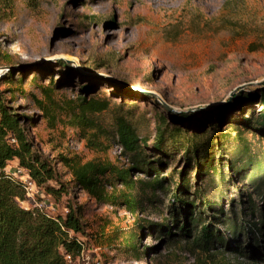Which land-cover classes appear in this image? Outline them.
Instances as JSON below:
<instances>
[{
  "label": "rangeland",
  "instance_id": "rangeland-1",
  "mask_svg": "<svg viewBox=\"0 0 264 264\" xmlns=\"http://www.w3.org/2000/svg\"><path fill=\"white\" fill-rule=\"evenodd\" d=\"M61 62H67L68 71ZM37 64L47 68H38ZM0 65L22 69L13 74V80L21 77L23 82L0 83V91L14 111L31 116L25 122L30 139L53 161L61 179L69 183L67 198L83 211L87 234L83 239L88 244L85 252L104 264H264V235L257 243L258 236L251 233L244 235L242 231L231 236L224 230L226 247L217 245L206 251L194 245L191 237L176 241L165 240L164 235L159 238L155 223L167 217L172 198L169 192L156 193L159 200L154 204L160 205V215L148 205L145 212L131 214L97 202L79 189L60 161V157H68L80 163L134 165L121 155L111 132L106 136L90 127L71 124L69 113L78 111L73 107L74 111L68 112L66 104H75L80 97L109 101L107 109L89 115L109 131L115 107L119 106L140 138L146 140L151 160L162 156L153 145L159 115L166 119L169 130L177 127L187 135H216L236 125L252 154L263 153L264 137L252 122L262 111L260 103L257 98L248 104L232 98L264 86V0H0ZM50 81L54 83L52 97L57 106L47 112L31 95L38 92L37 85ZM184 112L188 116L178 118ZM225 143L236 149L241 146L238 141L235 146ZM164 144V148L170 146L166 141ZM167 150L173 152V158L163 157L162 171L167 173L173 166L185 168L182 150ZM7 165L14 163L9 161ZM131 176L148 180L153 174L136 169ZM121 189L106 187L115 193ZM219 190L210 188L207 192L218 199ZM248 191L258 208L251 219L258 223L259 210L264 209L262 199L250 185ZM226 196L220 205L224 213H204L206 220L215 221L220 230L224 227L212 217L231 215L230 208H236L240 215L239 199H246L238 195L234 184ZM26 198L20 204L33 207ZM229 198L234 201L229 202ZM30 200L53 215L65 213V197L56 202L37 187ZM185 216L181 212L182 222ZM146 221L152 222L150 229ZM138 222L145 223L138 237L139 248L147 247L139 258L129 250L117 249L116 242L98 243L100 235L109 239L120 229L118 234L124 236ZM96 246L100 249L94 251ZM69 263L84 264L77 258Z\"/></svg>",
  "mask_w": 264,
  "mask_h": 264
},
{
  "label": "trees",
  "instance_id": "trees-1",
  "mask_svg": "<svg viewBox=\"0 0 264 264\" xmlns=\"http://www.w3.org/2000/svg\"><path fill=\"white\" fill-rule=\"evenodd\" d=\"M61 63L66 64L64 69L68 71L70 66L67 62ZM4 66L7 69L0 75V83L23 82L21 77L13 80V74L21 72L22 69H15L13 65ZM35 66L47 68V65L43 64ZM34 81L32 78L31 83L34 84ZM53 85V81L48 85H35L38 92L31 95L36 104L47 112L57 106L52 97ZM16 90L24 92L20 88ZM14 92L15 90L12 91ZM254 98H257L262 111L252 122L264 137V86L255 87L245 94H237L232 99L248 104ZM66 105L68 112H73V107L78 111L69 113L73 126L82 129L87 126L106 136L111 132L121 148V155L134 162L133 166L117 167L96 161L80 163L68 157H60V161L68 168L74 184L92 195L97 202L118 206L131 214L139 210L145 212L148 205L158 213L160 205L154 204L159 200L156 193L166 195L169 192L172 198L166 209L167 217L160 218L159 222L155 223L156 236L159 238L164 235L165 240L176 241L177 238L191 237L192 243L204 251L217 245L226 247L227 236L225 232L223 233L224 230L231 236H236L242 231L245 232L244 235L251 233L252 237L258 236L257 243L262 241L264 209L259 210V222L252 221L251 217L255 218L254 213L258 208L252 199V193L248 191V185L253 192L259 193L264 207V152L252 154L239 127L231 126L230 130L216 135L204 132L187 135L180 133L177 127L169 130L166 119L159 115V127L153 145L162 156L156 157L155 161L150 159L146 151V140L140 138L135 125L121 112L119 106L115 107L116 112L109 131L89 116L107 109L108 100L80 97L75 104ZM177 116L183 118L188 114L184 112ZM31 119V116L14 111L0 91V264H70L65 255H69L71 262L73 259H79L82 249L88 248L86 239H83L87 235L83 211L80 205L67 198L69 183L61 179L53 161L36 149L30 139L25 122ZM8 135L16 138L15 145L6 141ZM165 141L170 144L168 146L172 150H182L181 157L185 162V168L173 166L167 173L162 171L163 157L173 158V152L167 150L169 147H163ZM237 141L241 144L239 149L225 145V142H231L235 146ZM9 161H15L18 166L26 169L35 185L54 201L58 202L65 197L64 209L67 212L53 215L41 205L21 207L20 202L26 197L25 191L16 179L6 176L4 167ZM136 169L138 173H152L153 176L148 180L133 179L131 171ZM235 180L241 184H237ZM245 183L247 190L244 191ZM231 184L235 185L238 195L246 196V199L245 202L239 199L240 215L236 208H230L231 215L212 217L224 227L220 230L215 227V221L206 220L204 213L209 210L224 213L220 205L227 197L226 191H229ZM107 186L113 189L121 186L122 189L118 193L109 192L106 190ZM210 188H220L218 199H214L207 192ZM233 201L234 199L229 198V202ZM181 212L186 215L185 222L181 221ZM248 214L250 218H246ZM145 223L149 229L152 227V222ZM145 223L138 222L135 228L124 236L118 234L120 229L109 239H105L102 234L98 243L111 245L116 242L117 249L129 250L139 258L138 254L147 249V247L145 250L140 249L138 240ZM172 229L176 231L173 232Z\"/></svg>",
  "mask_w": 264,
  "mask_h": 264
},
{
  "label": "built area",
  "instance_id": "built-area-1",
  "mask_svg": "<svg viewBox=\"0 0 264 264\" xmlns=\"http://www.w3.org/2000/svg\"><path fill=\"white\" fill-rule=\"evenodd\" d=\"M6 69L7 68L5 66L0 65V75ZM6 141L12 145H15L17 142L16 138L12 135L6 136ZM4 172H5L7 177H12V178L16 179L21 184V186L23 187V189L25 191V196L27 197L26 199L30 203L31 206H40V205L32 203L30 200V197L33 195V192L37 190V186L35 185V183L32 181V179L28 175V172L26 169H24L21 166H18L17 164H14V166H10V165L8 166L6 164V166L4 167ZM20 205L23 208H28L22 204H20ZM64 210H65V212H67L66 209H64ZM99 249H100V246H96L94 248V251H97ZM65 258H66V260L70 261L69 255H65ZM79 259L82 260V262L84 264H104L103 261H101V259L99 257L93 258L92 255L88 252H85L84 249H82V251L79 255Z\"/></svg>",
  "mask_w": 264,
  "mask_h": 264
},
{
  "label": "water",
  "instance_id": "water-1",
  "mask_svg": "<svg viewBox=\"0 0 264 264\" xmlns=\"http://www.w3.org/2000/svg\"><path fill=\"white\" fill-rule=\"evenodd\" d=\"M164 104V106L167 108V109H169V110H171L172 108L169 106V105H167L166 103H163Z\"/></svg>",
  "mask_w": 264,
  "mask_h": 264
},
{
  "label": "crops",
  "instance_id": "crops-1",
  "mask_svg": "<svg viewBox=\"0 0 264 264\" xmlns=\"http://www.w3.org/2000/svg\"><path fill=\"white\" fill-rule=\"evenodd\" d=\"M12 163H14V164H16V162L15 161H11Z\"/></svg>",
  "mask_w": 264,
  "mask_h": 264
}]
</instances>
